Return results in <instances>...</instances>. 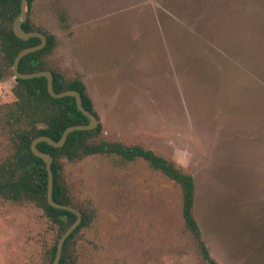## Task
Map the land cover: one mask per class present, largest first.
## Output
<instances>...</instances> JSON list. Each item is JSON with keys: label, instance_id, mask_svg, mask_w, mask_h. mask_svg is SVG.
I'll return each instance as SVG.
<instances>
[{"label": "rangeland", "instance_id": "1", "mask_svg": "<svg viewBox=\"0 0 264 264\" xmlns=\"http://www.w3.org/2000/svg\"><path fill=\"white\" fill-rule=\"evenodd\" d=\"M30 18L56 36L50 65L85 85L99 138L192 176L216 264H264V0H33ZM14 82L0 81V104ZM10 153L0 124V162ZM61 162L87 219L69 241L76 264H207L180 186L147 161ZM56 232L33 203L0 197V264H44Z\"/></svg>", "mask_w": 264, "mask_h": 264}, {"label": "trees", "instance_id": "2", "mask_svg": "<svg viewBox=\"0 0 264 264\" xmlns=\"http://www.w3.org/2000/svg\"><path fill=\"white\" fill-rule=\"evenodd\" d=\"M32 2L33 0H27V18L22 23V28L26 31L42 32L46 36V44L40 50L23 56L18 63V70L20 72L51 71L54 90L56 92L67 89L78 91L83 107L97 117L83 82L78 78L67 79L63 77L58 68L50 65L48 57L56 46V36L40 28L31 20ZM19 8L20 0H0V81L13 77L11 66L15 56L22 48L40 42L37 37L22 40L14 35L12 23L19 13ZM14 81L10 89L13 100L0 104V124L7 132L11 147L9 156L0 162V197L17 203H33L56 227V240L47 250L44 263L51 264L59 237L76 216L70 211L49 205L46 197V166L41 158L33 155L30 150V143L35 137L41 135L58 140L66 127L86 124L88 119L77 109L73 97H51L47 91L44 77L14 78ZM101 132L102 127L98 122L94 129L70 132L60 147L51 146L45 141L37 143L39 150L52 156L53 199L79 210V207L71 202L68 186L63 178L62 159L73 163L88 155L98 153L117 154L127 161L142 158L153 169L160 171L180 186L182 193L181 213L184 223L195 237L202 258L207 264H216L200 238V228L193 216L194 182L192 176L184 172L181 166L155 154L152 150L139 145L125 146L119 142L105 141L99 138ZM86 222V217L82 215L80 224L64 241L58 264H76L69 241Z\"/></svg>", "mask_w": 264, "mask_h": 264}, {"label": "water", "instance_id": "3", "mask_svg": "<svg viewBox=\"0 0 264 264\" xmlns=\"http://www.w3.org/2000/svg\"><path fill=\"white\" fill-rule=\"evenodd\" d=\"M27 18V0H20V8H19V13L17 16L14 18L13 23H12V31L14 35L22 40H28L29 38L32 37H37L40 39V42L36 45L33 46H28L22 48L17 55L15 56L13 63H12V73L13 77L15 79H30V78H35V77H44L46 79V87L49 95L53 98H61L65 96H71L75 99L76 107L77 109L88 119L86 124H76V125H70L66 127L60 138L58 140H53L52 138L46 136V135H41L35 137L31 143H30V150L33 153V155L41 158L46 166V172H47V201L50 206L57 208V209H63L72 212L75 214L76 218L74 221L66 228V230L61 234L59 237L57 244H56V251L55 255L53 258V261L51 264H58L62 252V246L64 244V241L66 238L71 234V232L80 224L82 220V213L75 207L63 204L60 202H57L53 199L52 197V186H53V173L51 169V163H52V156L47 153L39 150L37 148V143L41 141H45L51 146L54 147H60L64 144L67 135L74 131V130H91L94 129L97 124H98V119L97 117L86 110L81 101V96L80 93L76 90L73 89H67L63 90L60 92H56L53 88V76L51 71L49 70H40L36 72H20L18 70V63L20 59L25 56L26 54L40 50L41 48L44 47L46 44V36L39 31H26L22 28V23L25 22Z\"/></svg>", "mask_w": 264, "mask_h": 264}]
</instances>
